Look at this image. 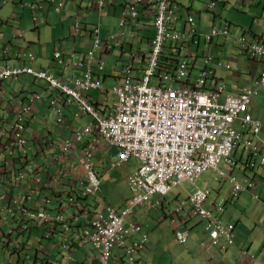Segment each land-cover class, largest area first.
Here are the masks:
<instances>
[{"label": "built area", "instance_id": "1", "mask_svg": "<svg viewBox=\"0 0 264 264\" xmlns=\"http://www.w3.org/2000/svg\"><path fill=\"white\" fill-rule=\"evenodd\" d=\"M49 1L53 2L54 0ZM169 1H159V16L157 17L159 31L153 41L154 49L151 52L150 66L146 71L147 76L142 81H134L128 77L122 84L114 88V92L118 94L119 102L110 115L97 111L95 106L85 98V93L88 90L103 86L101 79L93 77L90 66L82 76L65 78L63 81L45 69L36 70L30 65L8 67L0 64V80L31 74L36 79L46 80L50 88L58 90V94L53 100L54 104H67L74 98L80 103L82 113L92 114L94 120L78 131L73 139L67 140L61 146L60 155L56 153L57 157L71 155L77 143L83 142L88 134L97 131L108 144L122 147L120 160L113 161L111 168L122 165L133 155L138 156L142 161L141 165L129 175L132 189L135 192L141 191V196L130 199L127 206L120 212L106 203L91 212L85 210L82 205L80 197L97 194L101 185V179L94 168L97 154V143L94 141L88 143V146L83 149L81 162L86 169L85 178H78L77 183L72 181V184L77 185L80 192V194L68 196L70 205L76 208L72 214L69 216L63 212L55 214L43 205L40 207L38 200L35 199V189H29L26 194L19 190V196L10 198L13 199L12 204L1 208V211L6 215L14 214L20 230L27 229L32 221L52 223L50 231L46 234L47 237L50 236V232L59 231L58 224L66 232L74 230L72 239L75 238L73 244L75 251H70L71 262L76 259L75 252L81 246L93 244V248L98 253L96 256L98 262L95 264H111V256L115 248L125 249L126 264H143L140 252L145 248L148 235L140 233L139 224L130 221L128 216L134 212L136 205L148 200L153 193L165 191L164 181L166 179L168 181L176 173L183 177L193 178L197 167H204L207 160L224 157L229 159L233 148L241 142L255 156V160L252 159L250 164L255 166L259 163L264 166V152L260 150L254 140L245 139L244 134L233 126L235 118L240 115L241 111L248 108V98L226 96L222 88L206 89V71L199 73L198 81L194 87H187L182 83L177 88H156L149 85L150 76L155 74L159 66L165 37L169 35L164 14L169 6ZM189 20L192 21L193 18L189 17ZM227 31V28L214 29V33ZM170 35L174 39H180L186 33L174 31ZM98 42L99 40H97L96 46H98ZM242 42L243 46H251L254 48V52L262 53L258 50L260 47L253 40L243 37ZM94 51L95 48L91 51V55ZM55 55L60 63H65L62 51H57ZM26 56L29 62L36 60L33 51H29ZM80 65L82 63H78V66ZM103 67L104 63L101 64V68ZM127 71L130 73V69ZM162 75L164 79L174 81L173 75L168 73H162ZM179 76H190V69L187 65L179 69ZM260 81L264 85V73ZM30 110V106H23L15 113L14 120L7 126L0 124V138L9 141V146L11 141L14 147L24 149L25 153L32 148L26 137L25 124L26 114ZM244 121L250 124L255 123L250 114L246 115ZM259 131L260 123L257 124L255 133ZM42 160L45 161L44 158ZM69 169L68 165H65L63 169H59V173L62 174ZM28 171H31L35 176L36 183L42 182L41 173L46 171L45 162L34 161L29 164L28 169L18 170L14 178H7L6 181L0 178V189L6 190L5 187L12 184L14 180L16 181L15 185L21 188L20 184L27 178ZM57 191L53 185H50L46 191L48 193L42 197V201L50 202L51 196ZM203 194L204 192L198 198ZM33 200L36 201V204L31 206L30 203ZM19 211L21 212L19 213ZM82 219H85L86 225L75 229ZM220 232L229 237L226 230L220 228ZM136 234H140V238L133 240L131 237ZM128 238L129 240L126 241ZM72 239L64 235L61 243L68 247L72 243ZM217 242L216 239L214 243Z\"/></svg>", "mask_w": 264, "mask_h": 264}, {"label": "clouds", "instance_id": "2", "mask_svg": "<svg viewBox=\"0 0 264 264\" xmlns=\"http://www.w3.org/2000/svg\"><path fill=\"white\" fill-rule=\"evenodd\" d=\"M159 1L160 0H121V3L123 6L120 4H118V6H117V9H120V15L117 18V22L119 23V27H118L119 30H118V32L113 31L108 36L104 37L103 36L102 19L104 17L105 12L107 13V10H108L107 7L110 5H113L115 7L117 4V1L113 0L112 2H110L109 0H92L88 4V7L97 12L98 22L92 24V28L88 29L86 26L87 24H85L81 18H78L79 14H77L75 22L73 24V28H72L70 34L68 35V37H66V40L68 38H73L75 41L89 37L91 39L92 44L89 45V48L85 52V54L81 51H78L75 46H72L69 50H66V48L57 49L56 52L57 51L63 52V56L65 59V63L62 64L57 60L56 55H54L53 60H54L55 65H57L56 67L58 68V71H55L52 69L50 70L49 68H45V67L37 68L35 65L37 59L34 62H29V60L27 59V56H26V54L29 51H33L34 53H35V51L31 47H24L22 45H17L16 50L14 52H12V49L10 48L9 45H5L4 47L0 46V64H2L3 66H8V67L30 65V66L34 67L36 70L45 69L49 73H54L57 76L58 74H60V70H62V69H60V67L66 68L68 65L66 62V56H71L72 58H74L78 54L82 53L83 60L80 62L74 61V63H73V65L76 68L80 67L82 69L81 70L82 72L80 74L75 73V75L71 74L69 76H65L64 74H60V76H57V77H59L61 80L64 81L65 78L69 79V78H73L76 76H82L84 71L90 66L92 68V71H93V77L95 79L96 78L101 79L103 86L100 88H92V89L88 90L85 93V98L91 104H93L95 106L97 111H99L105 115H110L114 112V108L119 102L118 94H116L114 92V88L116 86L122 84L123 81L126 80L128 77L132 78L134 81H142V80H144L145 76H147L146 71H147L148 67L150 66L151 52L154 49L153 41L156 38V36L158 35V31H159L158 25H157V17L159 16V9H158L159 4H160ZM206 1L207 2L205 4V10L206 11H212V9L214 7H216L217 2L219 0H206ZM220 1L224 5L227 2H229V0H220ZM237 1L242 2V4L244 6L247 4L249 5V3H250V5L251 4L260 5L262 3L264 4V0H237ZM8 2H13L15 4L22 5V7H24V8H29L30 11L32 12L33 21H35L36 23H40V21H41V18L39 15L40 12L45 11V10H48V11L49 10H56V11L61 12L66 7L67 0L66 1L62 0L59 3H57V0H54L53 2H51L49 0H0V6L6 4ZM179 2H180L179 0H177V1L176 0H170L168 2L169 6H167V9L164 12L165 18L167 20V32L169 33V35L167 37H165L164 47H163L164 49L161 52L160 58H159V66H158L157 70L155 71V74L150 76V79L148 80L149 85L155 86L156 88H158V87H161V88L175 87V88H177V86L179 84L181 85V83H182L183 85H185L187 87H194L198 81L199 73L201 71H206V75H205V79H206L205 88L206 89H210V88L220 89V88H222L223 92L226 96H233V97L239 96L242 98H245V97L248 98V108L241 111L240 115L237 118H235V120L233 122V126H235L239 131H241L244 134L245 139L251 138L252 140H254L256 145H258L260 147V150H262L264 152V139H262V137L260 136L262 131L255 133V128H256L257 124L260 123V130L263 129L264 124H263V121L260 118L256 117L254 115L253 111L251 110V104L253 102L254 96L259 94L260 88L264 87V85L260 81L261 77L264 73V69H262V71L259 73L258 76H256V78L254 77L253 79H251L252 81H255L254 86H246L243 90L236 89V90L230 91L228 89V87L224 83H222V81L218 82L219 77H217V76H219L217 67H221V66H223V64H225L227 69L231 70V72H232V65L229 61L224 62V60H225L224 58L217 61L216 60L217 58H214V56H212V55H208L205 57L206 61H205L204 67H201V65L199 64V61H197L195 64H193V66H191V64L188 61L183 62L182 58H179L178 56H181L182 50H183L185 44L187 43V45H189V46H191V44H196V46L199 47V45L201 43V34H199L197 29H196L197 23H196L194 17L189 13V11H188V16H185L184 12H182L180 10V5H179L180 3ZM143 9H144V11H145V9L150 10V13H147V15H146V16L150 17V22L146 23V24L151 26V28H152L151 31L154 33L153 37L150 39V42H149L151 49L148 51L147 49L131 48L130 49V51H131L130 55L132 56V58H131L130 62L125 66L124 71H122V69H114L115 70V76H114L115 82H114L113 86L106 87L105 86L106 85V82H105L106 81V75L103 77V74L105 73V70L107 67L106 66L107 55L109 53H111L117 47H120L121 49L125 47L126 43H128V39H129L127 37L128 33L131 34V36H130L131 38L136 36L135 34H138V29L141 26L140 20H141V15L143 13ZM81 16H82V14H81ZM214 16L215 17L217 16L216 12H215ZM189 17H192L193 20L190 21ZM180 19L185 21V23H184L185 26H183V28H179V26L177 25V23ZM258 21H259V18H255V23H257ZM129 26L132 27V29H129L128 28ZM226 28L228 29L227 32L214 33V29L221 30V29H226ZM174 31H184L186 33V35L181 37L180 39H174L170 35ZM200 32H203V31L201 30ZM222 36H224L225 38L231 37V40L234 43V45L238 46V48H239V55L245 56L249 60H252L256 63H264V38L260 34L255 35L252 31H245L240 35L232 34L231 33V22L228 20H225L220 25L214 26L212 33L206 34V41L213 43L216 39L219 40L220 38H222ZM15 37L25 38L26 37L25 32L22 31L20 34H18ZM243 37H245L249 40H253L255 42V44H257L260 47L258 50L262 53H258V51L254 52V48L251 46H243V42H242ZM66 40L62 39L60 41L62 46L66 45ZM97 40H99L98 46H96ZM217 43H219V41H217ZM219 44H221L220 45L221 47H225L227 45V42L225 41L224 43H219ZM94 48H95V51L91 55V51L94 50ZM212 52H213V50H212ZM78 63L79 64L82 63V65L78 66ZM102 63H104L103 68H101ZM184 65H187L190 69V76L189 77L179 76V69ZM129 69H130V73H128V71H127ZM238 72L239 71H237L236 73H238ZM162 73H168V74L173 75L172 77H173L174 81L171 82L169 80L164 79L162 77L163 76ZM21 76H29L35 80V83H39L41 80H44V79H36L31 74H22L18 77H9L6 79H1L0 85L4 81L19 79ZM47 86H48V89L53 90V93H54V97L50 100V102H51L50 108L59 115V117L57 118V122L59 124H57V125L59 126V128H61L62 131L66 128L70 129L72 131L71 134L67 133L65 135H60L57 133V135L60 137V141L57 142V144L59 145V149L61 150V146L67 140L73 139L75 137V135L78 133V131L82 130L85 126H87L94 119H93L92 114H90L88 112L82 113L80 111V103L74 98H72L71 101L68 102L67 104L66 103L65 104L64 103L54 104L53 100L55 99L56 95L58 94V90L54 89V88H50L49 83ZM108 91H111L115 95L116 103H111L108 101V97L106 95ZM93 92H99L101 95V98H99V99L95 98L94 95L92 94ZM2 97H3V95L0 96V98H2ZM29 98L31 99L30 104H27V103L23 104L22 103L21 105H18V106H16L15 103H11L8 101L9 111H12V112L15 111V113H16L23 106L28 105L31 107V110L26 114V116L29 120L31 118V121H33V119L35 118V113L33 112L34 111L33 110V103L35 102V100H40L41 95H39V93L36 91H32ZM64 105H66L67 107L74 106L76 108V110L74 112V117L76 119H80L81 121H82V119H86V120L88 119L89 121L83 122L79 128L73 127L72 125H70L68 123V120H67L68 116H67V113L65 111ZM0 106H1V104H0ZM10 107H11V109H10ZM15 113H14V118H15ZM247 114L251 115V117L253 118L255 123L250 124V123H247L244 121ZM43 118H46V116H44ZM238 121L242 125L241 128L236 126V122H238ZM9 123L10 122H2V120L0 119V124H4L7 126ZM27 130H28V128L26 127V133H27ZM49 135H50L49 142H51V141L54 142V134L50 133ZM49 135H47V137ZM252 135H253V137H251ZM32 136H33V132H32ZM93 136L96 138H93ZM97 137L100 138L102 141H104L106 144H108L103 139V137L97 131H95L94 133L88 134L85 137V140L83 142L77 143L76 148L71 155L64 156V157H67L68 160H73L71 157L77 158L78 164L75 161H74V163H76L75 164L76 166L77 165L82 166L84 169V173H80L78 170H76L75 166H73L72 161H69L68 164H65V165H68V168H70V169L67 172H63L62 174H59V176L55 177L56 180L59 179L58 182L60 183L61 186H63V188L59 189L56 185H53L54 189H57L58 191L56 194H53L51 196L50 202H48V203L43 202L42 201L43 196L36 195L37 193H43V195H46L48 193L46 191L44 192L43 190L41 191L38 187H34L33 185L39 184V183H36V181L34 182V184L32 186H29L26 188L23 186L24 183L30 182L28 174L33 175L31 171H28L27 178L20 184L21 188H19L18 185H15L16 181L14 180V182L12 184L5 187L6 190H7V187L11 186L13 188L16 186L19 188V190L23 191L26 194V192L29 189H35L36 190L35 199H37V197H38L37 202L39 203L40 207L43 205V206H45V208L51 210L55 214H57L59 212H63L67 216H69L74 211H76V208L74 206L70 205V203L68 201V196L80 194V192L77 188V185H73L72 181H75L77 183L79 180L78 178H82V179L85 178L86 169L84 167V164H82L81 159H82V155H83V151H84L83 149L88 146V143L93 142V141L97 143V154L95 156L94 168L97 171L99 178L101 179V185H102V179L106 174L112 173L113 170L118 169L120 167H123L133 157H138L136 155H133L127 161H125L122 165H119L115 168H111V164L113 161L120 160V153L122 151V147L110 146L111 149H115V148L118 149V155L116 156V158H110L108 160H106L105 158H101V159L97 160V155L100 152V147H99L100 144H99V141L97 140ZM2 140H6V139L0 138V145H3L5 148L10 149V151L8 152L9 154H7V156L4 157L2 160V162L3 161L5 162L4 165L6 168L4 170L3 175L0 176V178L6 181L7 178H14V176H15V174H17L18 170L28 169L29 164L35 161L34 157H35L36 153L32 150V148L34 147V140H33V142L31 140H29V142L32 145V148L27 153H25L24 149H22V148L14 147L11 144V141H10V146H9V141H8L7 145L5 146L3 144ZM39 142H41V144H44V143H46V140L43 138H40ZM238 147H243L244 151L249 152V157H248L247 161L244 160V162H243V160L241 158H239V160L233 159V156L237 154L236 150ZM79 148L81 149L80 154L77 152ZM12 152L14 153L13 155L11 154ZM16 152H18V154H19V152H23V154H29L30 156H28V160L31 159L33 161L30 160V162H27L24 167H23V165H21L20 168H16V161L14 159V156H17ZM32 154H33V156H32ZM9 156H11V158H8ZM252 159L255 160V156L250 152L249 149H247L245 147L244 143L241 142L240 144H237L233 148L232 154L230 155L229 159H226V157H224V158H219V159H215V160H207V163L204 167H197L196 168V172H195V175H193L194 176L193 178L185 177V176L183 177V176H180L178 173H176L168 181L166 179L164 181L165 191H157V192L153 193L149 197L148 200L136 205L134 208V212L128 216V219L130 221H135L137 224H139V226L141 228L140 233H146L148 235L145 248L148 244L150 233H149V230L144 225L146 220L141 219L142 216L137 217V215H136L138 209H140L142 206H145L144 209L147 212L155 211L156 213H159L160 221H155L153 219L148 220V223L152 226H153V224H156V223L161 224L162 221L167 220L168 217H170V216L172 217L173 221L178 222L181 225L183 223H185L184 224L185 226H187V224L190 225V220L193 218H196L201 222L203 221V223H204V233L206 234V236L203 238L205 240L201 239L200 243H201L202 247H204L205 249L211 250L213 247L220 246L222 249L226 250L230 246H234L236 244L234 233H235V230L237 227V223H236V221L228 219L229 217H228V215H227L228 213L226 211H227V207H228L229 203L233 202L235 199L239 198L240 195L244 192L251 193L253 198H255L257 200H261V195L256 192V189H255L256 180H255V178H252V177L248 178L247 177V184L243 183L241 181V179H239L236 175L233 174V172L231 174H228L224 169H221L220 165H221V163L226 162L234 168L238 164V162L241 160L243 163H245L247 170L248 169L255 170L257 168V166L261 167L262 169L264 168V166H262L259 163H257L255 166H252L250 164V161ZM98 161H100V164H101L100 169L97 166ZM0 162H1V160H0ZM141 162L142 161L139 158V164L130 173H132L134 170H136L141 165ZM210 170H218V174L215 176V180H220L221 178H225V179L230 180V182L232 184L230 196L223 198L220 201L214 200V201L208 203V200L210 199L211 189L213 186L209 181H206L205 184L202 186L196 185V189L193 192H187L185 190L188 194V198H189L188 201L180 197L181 193L177 194L175 196V199H176L175 202H177L176 203L177 209H169L167 211V205L171 203V201H169L167 197H168V195H170L171 192L174 191V188L176 186L182 184L185 181H189L193 184H196L197 181L201 178V176L206 172H210ZM48 172H49V169L46 168V171L45 172L43 171L41 173L43 180H45L44 177L46 176V174H48ZM5 173H9V175L5 176L4 175ZM130 173H129V175H130ZM57 174H55V175H57ZM129 175H128V182H129ZM49 182L51 183V181H49ZM101 185H100V188H99V191L97 194L92 195V196L80 197V199L82 200V205H83L85 210H88L89 212H91L93 209H96L98 206L102 205L103 203H106V205L111 206L113 209L120 212L127 206V203L130 199H134L136 196H141V191L135 192L132 189L130 182H129L131 195L126 200V203L124 204V206H121L120 208H116L112 203H110L106 199L105 195L101 196L99 194V192L101 190ZM65 186H66V189H64ZM48 187H50V186L48 185ZM6 190L0 189V237L4 236L7 240L6 247L14 248L15 252L17 253V257L10 255L11 259L13 258L12 264H14V262L19 263V264H39V263L46 264V262L43 259L36 257L35 253H38L40 246L44 245L43 244L44 237L48 238L51 241L52 236H54L55 234H57L58 238H59V242L57 243L58 246H60L63 250L68 251V252H70V251L74 252L75 251V246L73 245L75 238L72 239V232H74V230L66 232L61 228V225L58 224L57 227H58L59 231L50 232L49 237H47L46 234H47V232L50 231V229H48V231H45L44 235H42L39 238V241L41 244L39 245V247H37L35 249V252L31 254L30 246L27 244L28 240H26L24 238V235L27 233V231H30L33 228V223L35 221H32L27 229L20 230L17 226V223L15 221L13 213H8L6 216L4 215L6 213L2 212L1 208H3L4 206H10L12 204L11 201L13 200L10 198H9V200H7L8 198H6V194H4V193H6L5 192ZM262 190H264V185L262 186ZM202 192H204V194L200 198H198ZM3 195H5V196H3ZM19 195H20V193H17V196H19ZM17 196L14 195V197H17ZM86 200H87V203H86ZM97 200H99V203L95 204V202ZM40 201H41V204H40ZM80 212H82V210H80ZM37 222H39V221H37ZM86 223L87 222L85 221V219H82L80 224L75 226V229L80 227V226L83 227L84 225H86ZM43 224L50 225L49 228L52 227V223H44L43 222ZM192 227H193V225L190 228H192ZM220 228L226 230L229 234V237L225 233H221ZM7 229H10L11 231H13V234H9L6 236L5 231ZM190 233H191L190 230L179 229V228L175 229L176 238L182 244H186L189 241ZM214 233H216V234L214 235ZM64 235H66L72 239L71 240L72 243L69 244L68 247L64 246V244L61 243ZM20 238H23L25 240V242L19 241ZM131 238L133 240H137L140 238V234L133 235ZM183 238H185V239H183ZM216 239L218 240V242L214 243V241ZM87 245H90V244H87ZM83 246H85V245H83ZM121 251L124 252V254L120 257L119 261H115L113 263L111 262V264H126L127 263V259L125 257L126 251H125V249H121ZM23 252L25 253V258H23V256H22ZM76 254H77V251L75 252V257H76ZM97 255H98V253L96 254V256ZM140 257L144 262L143 264H147L146 255L143 256L140 252ZM96 262H98V260L95 257L93 264H95ZM0 263L6 264L5 261L3 262L1 260H0ZM76 263H77V257L73 262H70V264H76ZM65 264H67V263H65Z\"/></svg>", "mask_w": 264, "mask_h": 264}, {"label": "rangeland", "instance_id": "3", "mask_svg": "<svg viewBox=\"0 0 264 264\" xmlns=\"http://www.w3.org/2000/svg\"><path fill=\"white\" fill-rule=\"evenodd\" d=\"M62 0H57V3H59ZM66 1V0H63ZM92 1V0H91ZM177 1V0H176ZM180 2V10L184 12L185 16H188L189 13L194 17L197 26L196 29L199 34H201V43L199 47L196 46V44H191V46L185 44L181 56H178L179 58H182L183 62H189L191 66L195 64L197 61H199V64L201 67H204L205 65V57L208 55L214 56V58H217L216 60H220L224 58L225 61H229L232 65V72L231 70H228L226 65L223 64L221 67H217L218 72L220 75L224 76L226 80L227 87H230L229 89L236 90L240 89L243 90L246 86H254L255 81H251L249 75L243 76V78L240 80V83L238 86L236 84L238 83L239 79L238 76H241L240 74H236L237 71H242L244 69L243 62L246 58L245 56L239 55V48L238 46H235L234 43L231 40V37L225 38L222 36L219 40H215L213 43L206 41V34H210L213 32L214 26L220 25L225 20H228L231 22V33L240 35L244 31L248 30V25L246 23H251L253 19L259 18L261 20L263 18L262 13H264V4L260 5H243L242 2H239L237 0H229L224 6L223 3L219 0L217 2L216 7L212 9V11H206L205 10V4L206 0H179ZM90 3V2H89ZM250 4V3H249ZM244 7V8H243ZM55 8V7H54ZM107 8H110V17L105 12L104 17L102 19V26L103 28H107V25L111 24V29L114 32H118L119 23L114 22L113 19V8L114 6H108ZM243 8V9H242ZM253 9L252 11L250 9ZM85 4L81 6V0H67L66 7L61 12H56L54 14L50 11H48L49 15L51 16L48 20L45 15V12L42 11L39 15L41 18L40 28L42 29V38L40 43L43 45H52V39L55 36V33L58 32L63 28L62 25H66L67 33L69 34L68 30L70 29V21L74 19V17H71L70 13H85L86 12ZM242 10V11H241ZM256 10V12H255ZM259 10V12H257ZM214 11V12H213ZM217 13V16L215 17L214 14ZM43 14V15H42ZM69 18V21L65 22L64 15ZM247 14H250L249 17ZM45 15V16H44ZM243 17V18H242ZM78 18H81V15L78 16ZM94 21L96 23L98 22L97 12L94 16H92ZM242 22H237L240 20ZM244 21V22H243ZM48 22V23H47ZM185 21L179 20L177 25L179 28H183ZM36 22L32 20V13L29 8H24L22 5L15 4L13 2H8L2 6H0V46L4 47L5 45H9L12 49V52L16 50L17 45H22L24 47L28 46V40L33 39L35 30L33 29V25H35ZM55 26H57V31H55ZM46 29V30H45ZM65 29V28H64ZM240 29V31L238 30ZM203 32H200V31ZM22 31L25 32L26 38H18L15 37L18 34H20ZM37 31V30H36ZM148 34L152 33V31L149 29L147 31ZM54 34V35H53ZM136 36L130 37L131 34L128 33L127 37L130 38V43H134L137 47H146V49L149 51L151 49V46L148 44L149 41L144 42L141 40L140 36L138 34H135ZM37 38V34H35ZM34 36V37H35ZM72 42H74V39H71ZM227 42V49H221L219 43ZM50 42V43H49ZM39 42H37L34 47L35 50L38 51ZM92 44V43H91ZM90 44V45H91ZM61 45V42L58 44V47ZM87 46V45H86ZM213 50V52H212ZM225 53L227 56L225 57L223 55ZM132 56L130 55V52H124L122 55V49L120 47L115 48L111 53L107 55L106 58V66L107 68H112L111 71H114V69H122L124 71L125 66L130 62ZM239 60V62L237 61ZM64 73L65 76H69L73 73V67L68 66L64 71L60 70V74ZM58 74L57 76H60ZM236 74V75H235ZM228 75V76H227ZM11 81V82H9ZM48 83L45 80H41L39 85L36 83H31V81L28 80L26 76H21L19 79H13L8 80L5 82L4 87L6 90L11 92V94H6L4 98H0V103L4 101H9L11 103H15L16 99L13 96V93H17L18 95H26V99L28 101L27 104L31 103V99L29 98L32 91H38L41 94H50V90L48 89ZM106 87L113 86L112 81L108 82ZM4 96V94H3ZM109 102H111V98H109ZM39 103H43L45 106V110L42 114V118L46 116L45 123L42 125L39 124L40 122L31 121L29 124V128L26 133V137L28 140H33L32 132L37 133V129L40 131L45 128H50L55 130L57 127H55L57 122V118L59 115L54 112L49 104L51 103L50 100L48 101V96L42 97L39 100H35L33 103V107L39 106ZM251 110H255L258 113L261 114V120L264 123V87L260 88L259 94L255 95L253 98V102L251 104ZM1 112V111H0ZM34 112V111H33ZM69 114V113H68ZM2 115H4V110L2 111ZM10 116V112L7 114ZM69 116L74 118L73 113H70ZM76 124H74V127L76 128ZM236 126L241 128L242 125L238 121L236 122ZM31 133V134H30ZM264 138V130L261 132ZM18 154V152H16ZM4 153L0 149V157L3 156ZM248 156V152H246L245 159ZM11 158V156H9ZM240 154H236L233 156L234 160H239ZM76 164V163H75ZM74 164V165H75ZM139 164V158L133 157L130 159V161L124 165L123 167H120L118 169H115L112 171V173L106 174L102 179V185L101 190L99 194L101 196L106 197V199L112 203L116 208H120L121 203L123 200L131 195L129 182H128V175L129 173L136 168V166ZM80 167V172L84 173V169L82 166ZM221 169H224L228 174H231L233 172L234 175H236L243 183L247 184V178L245 177V165L240 160L238 164L233 168L230 164L223 162L220 165ZM259 169V168H257ZM249 174H253L252 170H247ZM103 174V173H102ZM218 174V170H210V172L204 173L201 178L197 181L196 184H193L189 181H185L182 184L176 186L174 188V191L168 195V200L171 201L170 204L167 205V211L169 209H177V202H175V196L177 194H180V197L189 200L187 192H193L196 189V185L202 186L205 184L206 181H209L212 184L210 199L208 200V203L217 200L220 201L223 198H226L230 196V191L232 188V184L230 180L221 178L220 180H215V176ZM245 177V178H244ZM187 192H186V191ZM244 194H248V192H244L241 197L235 199L233 202H230L227 207V215L229 216H235L237 213L236 218L240 219V223L244 222L243 218H239L242 216V210H239L241 207V199L244 196ZM31 203L36 204L35 201H32ZM30 205L32 206L33 204ZM189 204V203H188ZM145 206H142V209ZM237 210L239 212H237ZM21 211H19L20 213ZM6 216V214H4ZM137 215V214H136ZM240 215V216H239ZM138 217V215H137ZM235 221V220H234ZM36 222V221H35ZM34 222V223H35ZM143 223V222H142ZM145 227L149 230L150 237L148 244L146 248L144 249V255H146L147 258V264H225V262L222 261V258H216L213 260H210L212 257L210 254L211 251L216 253L219 256H222V254L227 253L232 246H230L228 249L224 250L220 246L213 247L211 250L205 249L201 246V239L206 236L204 233V223L203 221H199L196 218H193L190 220V225L187 224L185 226L184 224L181 225L178 222H175L172 220V217H168L167 220L162 221L159 226H155V224L150 225L148 223V220L144 223ZM193 225L192 228H190ZM44 224L42 226V229L38 228L37 226L33 231H27V233L24 235V238L28 240V245L30 246V252L31 254L35 252V249L39 247L41 244L39 241V238L44 235L43 230ZM261 227V226H259ZM186 229L190 230V239L186 244L180 243L175 235V229ZM239 232H245L246 234H253L256 235L259 232V228L250 227V230L243 231L241 228L238 230ZM234 236L236 237L235 233ZM261 237L264 239V227H263V235ZM45 242L44 244H49L50 240L48 238L43 239ZM19 241L25 242L23 238H20ZM257 242H259L262 246H264L263 242L259 239H257ZM7 240L4 236L0 237V260L3 261L4 259H8L9 256H16L17 253L13 251L12 247H6ZM251 242L248 244L250 245ZM82 246L79 250H77V260H80V262L83 261V263H91L92 259L91 256L97 254V251L93 249V244ZM248 247V246H247ZM118 253H121V250L118 248L116 250ZM252 251L253 256H250V261L255 262L256 264H264V250L261 252H255V250ZM14 252V253H13ZM23 258H25V253H22ZM4 262V261H3ZM212 262V263H211ZM5 263L9 264L10 262ZM14 264H19L15 263Z\"/></svg>", "mask_w": 264, "mask_h": 264}, {"label": "crops", "instance_id": "4", "mask_svg": "<svg viewBox=\"0 0 264 264\" xmlns=\"http://www.w3.org/2000/svg\"><path fill=\"white\" fill-rule=\"evenodd\" d=\"M74 1H77V0H74ZM109 1L112 2L113 0H109ZM116 1H117V4L113 8V15H112L113 19H114V22H117V18L120 15V9H117V6H118V4L122 5L121 0H116ZM89 2H91V0H81V6L85 4V7L87 8L85 13H80V12H78V13H75V12L70 13L71 17H74V19L72 21H70V29L68 30V32H71L77 14H79V15L82 14L81 19L83 20V22L85 24H87L86 26H87L88 29H91L92 28V24L96 23V21H94V19L92 18V16H94L96 14V11L88 7ZM251 5L255 6L254 4H251ZM223 6H224V4H223ZM250 10L252 11L253 9L251 8ZM49 11L51 13H52V11H55V12H53L54 14H56V12H59V11H56V10H49ZM44 12H45V15H46L47 20H48L51 16L49 15L48 10H45ZM255 12H256V10H255ZM257 12H259V10H257ZM147 13H150V10L145 9V11H144V9H143V13L141 15V20H140V25L141 26L138 29V35L140 36L141 40H143L144 42H147V41L150 42V39L154 35L153 32L150 33V34L147 33V31L149 29L150 30L152 29L150 25L146 24V23L150 22V17L146 16ZM61 14H62V11H61ZM107 15H109V17H110V8H108V10H107ZM247 15L249 17L251 16L250 14H247ZM262 15H263V18L261 20H259L257 23H255L256 15H255V18L252 21V24L244 22V21L243 22L246 23V25H248V30L247 31H252L255 35L260 34L264 38V13H262ZM63 16H64L63 20L65 22L69 21V18L66 17L65 14ZM32 20H33V18H32ZM237 22H242V21L240 19ZM62 27L63 28L59 31V33L58 32L55 33V36L52 39L53 40L52 41V45H43L42 43H40L41 38H42V33H43L42 29L40 28V25L38 23L33 25V29L35 30L34 36H35V34H37V38H36V36L35 37L33 36V39H29L28 40L29 44H28L27 47H31L36 53L35 56H36L37 60H36L35 65H36L37 68L45 67V68H49L50 70L52 69V70L58 71V68L56 67L57 65H55L54 60H53L55 52H56L57 49L66 48V50H69L72 46H75L78 51H81L84 54L88 50L89 45L91 44V39L89 37L84 38V39H79L77 41L74 40V42L71 41V39H73V38H68L66 40V37H68V35L70 33L69 34L67 33V29H66L67 27H66L65 24H63ZM128 28L132 29V27H130V26ZM238 30L240 31V29H238ZM55 31H57V26H55ZM112 32L113 31L111 29V24L110 23L107 25V28H105V29L103 28V36L104 37L108 36ZM62 39L66 40V45H64V46L60 45L58 47V44L60 43V41ZM129 40H130V38L128 39V43L125 42L126 43L125 47L122 48V55H123L124 52H126V53L127 52H131L130 51L131 48H134V49H146V47H137V46H135V44L134 43H130ZM37 42H39L38 51H36L35 47H34V45ZM149 42H148V44H149ZM220 48L221 49H227V45L225 47H220ZM223 55L225 57L227 56L225 53H223ZM82 60H83L82 53L78 54L74 58H72L71 56H66V62L68 64L67 67L68 66H72L73 67L72 75H75V73L76 74H80L82 72L81 71L82 69L80 67L76 68L73 65L74 61L75 62H80ZM238 62H239V60H238ZM243 66H244V69L242 71L236 73V74H240L241 75V76H238L239 81L236 84V86H238V84L240 83V80L243 78V76H248L249 75V77H251L250 78V80H251L254 77L256 78V76L259 75V73L262 71V69H264V63H256V62H254L252 60H249L248 58L244 59ZM66 68H61L60 67V69H62L63 71ZM111 70H112V68H110V67L107 68L106 67L105 73L103 74V77L106 75V81H105L106 85L110 81H112V84H114V82H115L114 81L115 70L114 71H111ZM62 74H64V73H62ZM218 74H219V76H217V77H219L218 82L222 81V83H224L226 86H228L226 84V80H225L224 76L220 75L219 72H218ZM26 77L28 78L29 81H31V83H35V80L33 78H31L29 76H26ZM5 82L6 81H4L0 85V96H2L4 94V96L2 98H4L7 93L11 94L8 90L4 89L5 88L4 87ZM9 82H11V81H9ZM39 83H36V84L39 85ZM229 88L230 87H228V89ZM49 90H50V94L49 95L41 94L38 91H36V92H38L39 95H41V98L48 96V101H49V100H51L54 97L53 90H51V89H49ZM229 90L231 91L232 89H229ZM92 94L97 99L101 98V95H100L99 92H93ZM13 96L16 99V102H15L16 106L21 105L22 103L23 104L27 103L29 101V99L27 101L26 95H24V97H22V95H20V94L18 95L17 93H13ZM49 106H50V104H49ZM8 108H9L8 101L2 102V104L0 106V111H1L0 112V119L2 120V122H11L14 119L15 111L14 112L9 111ZM64 108H65V111H66L67 116H68V118H67L68 123L70 125H72L73 127H74V124H76L77 125L76 128H79L83 122H86V121L88 122L89 121L88 119L87 120L86 119H82V121H81L80 119H76L75 117L72 118L71 116H69L70 113H73V115H74V112L76 110V108L74 106L67 107L66 105H64ZM10 109H11V107H10ZM3 110H4V115H2V111ZM33 110H34V113H35V118L33 119V121H35L34 124L36 122L37 123L40 122L39 124H41V125L43 123H45V119L46 118H42V114H43V112L45 110L44 104L43 103H39V106L33 107ZM252 111H253V113H254V115L256 117H258V118L261 117L260 113H258L255 110H252ZM9 112H10V116L7 115ZM55 127H57L55 130L44 127L43 131L42 130L39 131L37 129V133L33 132L34 147L32 148V150L35 153H37L40 150L42 151L40 153V157L44 158L45 161L44 160H41V161L45 162V168L49 169L48 174H46V178H47L46 182H48V185L49 186L50 185H56L59 189H62L63 186H61L60 183L58 182L59 179L58 180L55 179L56 176H59V174H61V173H59V169H63L65 164H68L69 161H72L73 162V166H75L76 170H78L80 172V167H79L80 165H77V166L74 165L75 164L74 161L77 162V164H78L77 158L71 157L73 160H68V158L64 157V156L57 157L56 153H58L59 155L61 153V150L59 149V145L57 144V142L60 141V137L57 135V133L60 134V135H65L67 133L71 134L72 131L70 129H67V128L62 131L61 128H59V126L57 125V123H56ZM263 129H264V126H263ZM50 133L54 134V142L53 141L49 142V138H50L49 134ZM47 135H49V136L47 137ZM260 136L262 137V139H264L262 134H260ZM40 138L45 139L46 143L41 144V142H39ZM93 138H96V137L93 136ZM97 140L99 141V144H100L99 145L100 152L97 155V160H99L101 158H105L106 160H108L110 158H116V156L118 155V149L117 148L110 149L108 147V145L104 141H102L100 138L97 137ZM2 141H3V144L6 146L8 141H6V140H2ZM0 149L4 152V155L0 157V160H1V162H0V176H2L3 173H4V170L6 168L5 165H4L5 162L4 161L2 162V160H3L4 157L7 156V154H9L8 152L10 151V149L5 148L3 145H0ZM77 152L80 154L81 153V149L79 148ZM236 152H237V154H240V158L243 160V162H244V160L247 161V159L249 157V152H248L247 158L245 159L244 156H246V152L247 151H244L243 147H238ZM32 156H33V154H32ZM51 159H52V161H51ZM19 161L20 160H17V162H19ZM46 164H48L49 166H47ZM244 165H245V163H244ZM97 166H98L99 169L101 168L100 161H98ZM20 167H21V163H19V164L16 163V168H20ZM257 168H259V169H257ZM257 168L255 170H252L253 174H249V172L246 169V165H245V177L246 178L247 177L248 178H250V177L255 178V180H256L255 189H256V192L261 195V200H257L255 198H253L251 193L244 194V196L242 197V199L240 201V203L242 205H241V207L239 209V210H242V216L239 215L240 216L239 218H243L244 222L240 223V219L236 218L237 213L235 214V216H229L228 215V217H229L228 219H231L233 221L235 220L236 223H237V227H236V230H235L236 244L234 246H232V248L227 253L222 254V256H219L216 253H214L213 251H211L209 255H211V257L212 256L213 257L210 260H213V259H216V258L219 257V258H222L223 262L226 261L225 264H256L255 262L250 261V256H253V255H251L252 251H250V250L251 249L255 250L256 253L257 252H261V251L264 250V246H262L259 242H257V239H259L264 244V239L261 237V235H263V227H264V190H262V185L264 184V169H262L259 166H257ZM249 170H251V169H249ZM55 174H57V175H55ZM4 175L8 176L9 173H5ZM51 177H52V180H51V183H50L49 180H50ZM34 182H35V180L30 181L29 183H24L23 186L25 188L29 187V186H32L34 184ZM64 189H66V186H65ZM17 193H19V188L16 187V186L12 188L10 186V187H7V192L4 193V194H6L7 198L9 199V198L14 197V195L17 196ZM36 195L44 196L43 193H37ZM241 195H240V197H241ZM129 197H130V195L127 196L123 200V202L121 203L120 206H124V204L126 203V200ZM37 199H38V197H37ZM35 203H36V201H35ZM86 203H87V200H86ZM98 203H99V200H97L95 202V204H98ZM31 204H33V203H31ZM40 204H41V201H40ZM237 212H239V211L237 210ZM137 215H138V217L142 216L141 219H145L146 221L147 220H151V219H153L155 221H160L159 213H156L155 211L147 212L144 208L142 209V207L140 209H138ZM36 226L38 228L42 229L43 222H37L36 221L35 223H33V228L30 231H33ZM259 226H261V227H259ZM49 227H50V225L44 224L43 230H41V231H43V232L48 231V229H50ZM250 227L251 228H253V227L259 228V232L256 235H254V232H253V234L251 236L250 233L246 234L245 232H239L238 231L239 228H241L243 231L250 230ZM203 240H205V239H203ZM44 242L45 241L43 240V244H44ZM58 242H59L58 235L55 234L54 236H52V240L50 241V243L48 245L44 244V245L40 246L39 252L35 253L36 257H39L40 259H43L46 262V264H65V263L70 264V262H71V260H70L71 253L68 252V251L63 250L60 246H58V244H57ZM250 242H251V244L248 245ZM88 246L91 247L90 245H88ZM76 257H77V254H76ZM95 257H96V254L92 255L91 256L92 262L88 263V264H93ZM10 264H12V262H10ZM76 264H86V263H83V261L80 262V260H77Z\"/></svg>", "mask_w": 264, "mask_h": 264}, {"label": "trees", "instance_id": "5", "mask_svg": "<svg viewBox=\"0 0 264 264\" xmlns=\"http://www.w3.org/2000/svg\"><path fill=\"white\" fill-rule=\"evenodd\" d=\"M107 97H108V101L110 100L109 98H111V103H116V97H115V95L111 92V91H108L107 92ZM109 103V102H108ZM107 103V104H108ZM30 122H31V118H30V120L27 118V120H25V124H26V127L27 128H29V124H30ZM264 129H262V130H260V131H263ZM251 137H253V135L251 136ZM34 139V138H33ZM32 142H33V140H31ZM39 143V142H38ZM108 145V147L110 148V146H112L111 144H107ZM111 149V148H110ZM42 151L40 150V151H38L37 153H36V155H35V157H34V160L35 161H40L41 162V160H42V157H40V153H41ZM12 155L14 154L13 152L11 153ZM16 155V154H15ZM28 156H30L29 154H23V152H19V154H17V156H14V159H15V161H16V163L17 164H19V163H21V165H23V167L25 166V164L27 163V162H30V160H28ZM17 160H20L19 162H17ZM31 161H33V160H31ZM264 169V168H263ZM18 170V169H17ZM28 176H29V180L30 181H33V180H35V176L34 175H31V174H28ZM44 179L45 180H47V178H46V176L44 177ZM45 180H43L42 182H40L39 184H35V185H33L34 187H38L41 191L43 190L44 192L45 191H47V187H48V182H46ZM52 180V177L50 178V180L49 181H51ZM264 185V184H263ZM262 185V186H263ZM183 224H185V223H183ZM182 224V225H183ZM160 225V223H156L155 225H154V227L155 226H159ZM9 234H13V231H11L10 229H7L6 231H5V235L7 236V235H9ZM129 240V238L126 240V241H128ZM13 249V251L15 252V249L14 248H12ZM118 248H115V250H113V252H112V256H111V262L113 263V262H115V261H119V259H120V257L124 254V252H122L121 251V253H118L116 250H117ZM120 249V248H119ZM121 250V249H120ZM141 254L143 255V256H145L144 255V250H142L141 251ZM3 261H6V262H12V259H11V257L9 256V258L6 260V259H4Z\"/></svg>", "mask_w": 264, "mask_h": 264}, {"label": "bare ground", "instance_id": "6", "mask_svg": "<svg viewBox=\"0 0 264 264\" xmlns=\"http://www.w3.org/2000/svg\"><path fill=\"white\" fill-rule=\"evenodd\" d=\"M47 12V11H46ZM43 15V14H42ZM45 16V15H44Z\"/></svg>", "mask_w": 264, "mask_h": 264}]
</instances>
